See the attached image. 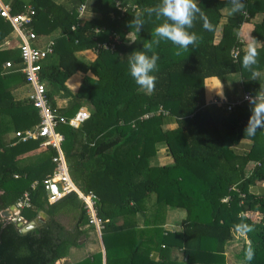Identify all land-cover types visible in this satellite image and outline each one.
<instances>
[{
	"label": "trees",
	"instance_id": "trees-1",
	"mask_svg": "<svg viewBox=\"0 0 264 264\" xmlns=\"http://www.w3.org/2000/svg\"><path fill=\"white\" fill-rule=\"evenodd\" d=\"M114 1L7 0L14 14L31 7L29 28L38 39L54 41V53L43 59L39 76L57 121L56 131L64 137L61 150L68 174L78 189L98 198L105 249L113 244L124 253L125 264H223L227 243L242 234L241 264H264V186L261 193L250 190L264 184V128L252 136L245 133L252 105L241 101L244 92L256 96L264 76L253 79L242 67L246 44L239 39L241 26L260 15L249 41L255 37L264 42V0H244V13L226 15L221 25V9L231 8L229 0H198L204 15L189 30L200 37L198 46H190L179 56L170 41L161 40L155 46L159 60L152 93L139 90L130 75L128 55L142 51L163 23V18L157 20L155 14L149 17L144 12L160 0H120L137 6L136 11L127 8L123 15ZM84 2L85 12L93 14L87 19L77 14ZM138 12H144L145 21L140 33L129 27ZM131 32L133 38L127 36ZM11 34V25L0 17V213L28 192L31 204L20 210V216L28 222L39 213L47 218L21 233L14 222L0 216V264H54L92 226L75 192L48 202L42 181L55 171L56 150L43 145L41 138L21 142L8 135L40 121L29 99L30 86L20 72L18 47L1 45ZM103 42L114 48L98 47ZM234 48L238 49L236 58L231 56ZM82 50H92L95 60L80 59L76 53ZM258 51L255 67L261 72L264 46ZM6 62L11 66L3 68ZM89 71L93 78L84 76L80 89L72 93L67 80ZM212 77L223 86L224 104L218 99L205 103L204 80ZM58 99L64 100L62 106L57 105ZM237 101L227 109V104ZM81 108L89 111L81 125L75 128L61 122ZM149 113L153 115L143 117ZM166 117L175 122L173 129H163ZM241 140L250 142L249 149L237 153L231 147ZM121 143L127 148L118 156L116 148ZM161 143L172 162L152 165L150 158ZM32 158L36 161L26 162ZM250 163L254 164L249 168ZM158 188L162 201L185 210L188 218L181 220L177 231L160 230L159 224L150 227L146 237V229H137L132 217L127 218L143 212L142 202ZM62 217H71L74 225L67 229ZM118 217H124L122 223ZM145 248L149 253L157 251L159 258L141 256ZM106 258L109 264V252ZM93 260L100 264V255Z\"/></svg>",
	"mask_w": 264,
	"mask_h": 264
},
{
	"label": "built area",
	"instance_id": "built-area-1",
	"mask_svg": "<svg viewBox=\"0 0 264 264\" xmlns=\"http://www.w3.org/2000/svg\"><path fill=\"white\" fill-rule=\"evenodd\" d=\"M114 5L119 11L120 15H123L126 9L129 7L132 11L137 10L136 5H130L129 3L123 4L120 0H115ZM84 13L85 2L82 3L77 9L79 18H81ZM32 15L33 10L29 6H27L23 12L14 14L12 13L7 0H0V17L9 22L12 27L11 35H13L12 37H16L18 40L16 46L19 49V56L22 64L20 72L24 75L25 81L30 86L31 93L29 95V99L31 100L32 106L37 109L40 117L38 125L24 131H15L14 137H16L21 142H25L30 139L34 140L41 138L44 140L42 143L43 145H48L56 150L57 155L52 159V161L55 163V171L51 177H47L42 181L44 189L48 193V202L53 203L68 193L75 192L77 198L81 201L83 210L88 217V224L94 228L97 234H100L103 228V223L102 219L97 214L96 203L98 198L92 192L85 193L78 189L73 184L68 174L67 165L61 150V144L64 140V137L62 134L56 131L57 121L46 98L45 84L41 82L39 76L43 59L54 53V41L50 39L42 47L36 45L38 38L32 29L29 28ZM127 36L129 37V34ZM13 45L9 44V46ZM98 47L109 50L114 48L112 43L106 42L98 44ZM237 53V48L231 50V56L233 58H236ZM10 66L11 63L6 62L4 63L3 68H8ZM245 97L254 96H252L249 92H244L241 101L249 102L247 99H245ZM219 103L224 104L226 102L222 101ZM238 103H240V101L227 104V109L229 110L233 105ZM158 111H161L164 115L167 114V112L163 111L161 108ZM152 115L153 113H149L143 117L146 118ZM88 117L89 111L86 108H81L74 114L73 117L69 119H61V122L76 128L81 125ZM36 184L37 182H34L31 185V188L34 189ZM30 204L29 193L24 192L21 198L17 200L15 204L17 211L11 215L9 221L14 222L18 228H21V226L26 224V222L23 224L22 221V224L19 225V221L21 220L20 210L29 208Z\"/></svg>",
	"mask_w": 264,
	"mask_h": 264
},
{
	"label": "clouds",
	"instance_id": "clouds-1",
	"mask_svg": "<svg viewBox=\"0 0 264 264\" xmlns=\"http://www.w3.org/2000/svg\"><path fill=\"white\" fill-rule=\"evenodd\" d=\"M229 2L231 14L244 13V0H229ZM144 12L149 17L155 14L157 20L163 18V23L154 29L153 39L144 43L142 51H134L128 55V63L130 75L135 83L140 89L152 93L157 82V76L153 73L158 71L159 60L158 54L154 51L155 46H158L161 40L170 41L178 48L175 52L177 56L188 51L190 46H198L200 37L189 30L194 27L198 16L202 17L204 13L198 6V0H160L159 5L146 8ZM144 12H138L130 22L129 27L136 33H140L145 23ZM261 46H264V42L251 37L242 59V67L251 72L253 79L260 75L255 66H258V49ZM149 52L152 53L151 56L147 54ZM245 99L252 105V114L245 133L252 136L258 129L264 128V91H259L256 96Z\"/></svg>",
	"mask_w": 264,
	"mask_h": 264
},
{
	"label": "crops",
	"instance_id": "crops-1",
	"mask_svg": "<svg viewBox=\"0 0 264 264\" xmlns=\"http://www.w3.org/2000/svg\"><path fill=\"white\" fill-rule=\"evenodd\" d=\"M55 1L60 2L61 0H55ZM230 9H231L230 7H224L221 9V12L224 15V17L221 18L222 23L224 22L226 15L231 14ZM259 19H260V15H258L252 21L255 22V21H258ZM245 25L246 23L241 26L240 30L241 31L243 30V35L249 36L252 28L251 30H249V28L245 27ZM12 36L13 35L5 38L1 42L2 47H8L9 43L14 42L13 40L15 39ZM50 39L51 38L38 39L36 45L39 47H42ZM240 40L243 41L242 39ZM88 51L90 52V50L78 51L76 55L80 59L85 61V55ZM86 75H88V73L82 74V72H77L67 80L66 85L72 93L77 92L80 86V83H81V79ZM20 92H22V90ZM204 92H205V103L206 104H210L216 101L217 99H218V102L226 101L223 86L217 78L212 77V78H207L204 80ZM220 93H222V95ZM23 94L24 93H22L21 95L23 96ZM63 103H64V100H59V99L57 100L58 106H62ZM175 126H176L175 122L171 120L168 125L166 124L164 125L163 129H173ZM8 135L10 136V138L14 137L13 131L9 132ZM249 144H250L249 141L241 140L239 143L232 145L231 148L237 153H242V152L248 151ZM126 148H127L126 145H123L122 147H120L118 149L119 151L118 152L116 151L117 155L123 156ZM161 157L164 160H162L161 162H158V159H160ZM149 162L152 165H164V164H170L172 162V158L170 154L167 152L165 144L161 143L157 145L156 154L150 158ZM250 164L253 165L254 163H250ZM252 188H255V187H252ZM46 218L47 216L43 218V222L46 220ZM20 219L23 221V224L24 222L26 223L28 222L22 216L20 217ZM123 220H124V217H118L117 222L122 223ZM61 221L66 226L67 229H70L74 225V220L71 217H62ZM130 221H134L136 223L137 229H146L145 235L146 237H149V232H148L149 230V211L144 210L143 212L139 213L136 217H132ZM159 223H161V221ZM91 229L92 227H88L86 234L81 237L79 244L76 247H69L66 250H64L62 258L57 260L54 264H98V263L93 262L94 255H100V259H101L100 264H107V258H106L107 252L110 253V264H115L116 258H119L121 254L123 255V252L118 251L117 249L115 250L114 249L115 247L111 243L108 247L109 250L107 251L104 247V244L101 238V232L100 234H97L94 229L92 230ZM173 231H176V230H173ZM140 255L143 257L148 255V258L150 255V257L153 256L156 260L159 258V253L157 251H151L149 253V250L147 248L143 249ZM86 259H88L86 262L81 263L82 261ZM125 261H126V258H125ZM125 261H123L124 262L123 264H125Z\"/></svg>",
	"mask_w": 264,
	"mask_h": 264
},
{
	"label": "rangeland",
	"instance_id": "rangeland-1",
	"mask_svg": "<svg viewBox=\"0 0 264 264\" xmlns=\"http://www.w3.org/2000/svg\"><path fill=\"white\" fill-rule=\"evenodd\" d=\"M92 15L93 14H91V13L85 12L84 15L81 17V19H87V18L91 17ZM221 23H222V21L220 20V25H221ZM253 23H254V21H251L250 23H246L245 27H247V28H249V30H251V28H253ZM220 25L216 31V38L218 37V35L220 33V28H221ZM129 37L130 38L134 37V32L129 33ZM14 39H15V40H13L14 42H11L9 44L16 45L18 40L16 39V37H14ZM239 39H242L246 45L249 42V36L243 35V30L239 31ZM95 58H96V55L94 54V52L92 50H90V52L88 51L85 55V61H87L88 63L93 62L95 60ZM87 73H88L87 76L93 78V74L90 71ZM259 73H260L259 77L264 76V71H261ZM80 87H81V83H80L78 90L80 89ZM139 90L147 93L146 91H144L140 88H139ZM259 91H264V85L263 84L258 89V92ZM170 121H171V119L169 117H166L165 124L168 125L170 123ZM133 125H134V123H133ZM123 143H121V145L119 147H117V149H119L123 145ZM116 151H118V150H116ZM162 160H164V159L161 157L160 159H158V162H161ZM35 161H36V159L33 158V160H29L26 162L33 163ZM251 165L252 164H250L249 168L252 167ZM262 187H263V184L258 185L255 188H252L250 190L254 193H261ZM159 191H160V188H158L157 190L152 192L147 198H145V200L141 204L142 210L149 211V228L159 224L158 227H160V230H164V231L176 230L177 231L180 229L181 220L188 218L187 213L185 210L180 209V208H175L167 202L164 203V201H162V198L159 197ZM163 195H164V193H163ZM137 215H135V216H137ZM131 217H133V216H130L127 219H130ZM160 221H161V223H159ZM129 233H131V232H129ZM123 241L126 243V240H123ZM243 241H244L243 235L242 234H236L234 236V239L231 242L227 243L226 254L224 256V260H223L224 263L223 264H233V263H240L241 264V263H243L242 257L239 256L241 253ZM123 257H124V253L119 258L115 257L116 258L115 264H123L124 263ZM176 258H178V257H176ZM177 260L181 261L180 259H177ZM108 262L110 264V260Z\"/></svg>",
	"mask_w": 264,
	"mask_h": 264
},
{
	"label": "water",
	"instance_id": "water-1",
	"mask_svg": "<svg viewBox=\"0 0 264 264\" xmlns=\"http://www.w3.org/2000/svg\"><path fill=\"white\" fill-rule=\"evenodd\" d=\"M17 211L15 205L11 206L8 209L3 210L0 213V216L7 219L8 221L10 220L9 218L11 217V215L13 213H15ZM46 215L43 213H39V215L33 219L32 221L27 222L26 224H24L23 226H21L20 231L21 233H26L34 228H36L37 226L41 225L43 223V218H45Z\"/></svg>",
	"mask_w": 264,
	"mask_h": 264
},
{
	"label": "bare ground",
	"instance_id": "bare-ground-1",
	"mask_svg": "<svg viewBox=\"0 0 264 264\" xmlns=\"http://www.w3.org/2000/svg\"><path fill=\"white\" fill-rule=\"evenodd\" d=\"M21 224H22V220L19 221V225H21Z\"/></svg>",
	"mask_w": 264,
	"mask_h": 264
}]
</instances>
